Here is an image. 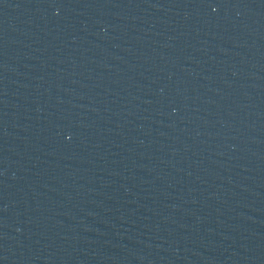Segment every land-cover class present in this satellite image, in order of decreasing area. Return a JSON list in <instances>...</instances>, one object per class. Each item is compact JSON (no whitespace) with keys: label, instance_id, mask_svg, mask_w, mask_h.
I'll use <instances>...</instances> for the list:
<instances>
[{"label":"water","instance_id":"1","mask_svg":"<svg viewBox=\"0 0 264 264\" xmlns=\"http://www.w3.org/2000/svg\"><path fill=\"white\" fill-rule=\"evenodd\" d=\"M0 264H264V0H0Z\"/></svg>","mask_w":264,"mask_h":264}]
</instances>
